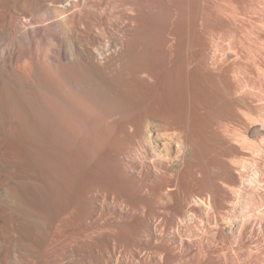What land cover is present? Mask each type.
Returning a JSON list of instances; mask_svg holds the SVG:
<instances>
[{
	"label": "bare ground",
	"instance_id": "1",
	"mask_svg": "<svg viewBox=\"0 0 264 264\" xmlns=\"http://www.w3.org/2000/svg\"><path fill=\"white\" fill-rule=\"evenodd\" d=\"M253 37L264 0H0V264H264Z\"/></svg>",
	"mask_w": 264,
	"mask_h": 264
},
{
	"label": "rangeland",
	"instance_id": "2",
	"mask_svg": "<svg viewBox=\"0 0 264 264\" xmlns=\"http://www.w3.org/2000/svg\"><path fill=\"white\" fill-rule=\"evenodd\" d=\"M253 38H255V37H253ZM253 38H250L246 43H244V47H243V49H246V50H244V53L246 54V60L247 59H249L248 61L251 63L250 65H254L253 66V68H255V72H256V75H254V79L253 80H255V81H257L258 82V84L256 85L257 86V88L256 87H253L252 88V90L254 91V92H256L257 94H260L261 95V97L263 98V105H264V79H263V77H264V39H257V38H255V39H253ZM250 40H252V41H250ZM253 40H255V42L256 43H254V41ZM257 40V41H256ZM261 40V41H260ZM223 41H225V40H223V39H221L220 40V44L222 45V46H224V49H225V51L227 52V51H233V45H234V43H232V42H229V41H225V42H223ZM228 42V43H227ZM251 42V43H250ZM261 42H262V44H261ZM223 43V44H222ZM258 43V44H257ZM231 44V45H230ZM250 44V45H249ZM253 44V45H252ZM261 45V46H260ZM221 46V47H222ZM226 46V47H225ZM248 46V47H247ZM249 46H250V48H249ZM220 47V48H221ZM247 47V48H246ZM256 47H258V48H256ZM223 48V47H222ZM232 50H231V49ZM254 49V50H253ZM262 49H263V51H262ZM222 51L220 52L221 54H223V52H224V50L223 49H221ZM249 50V51H248ZM259 50V51H258ZM253 54V56H250V55H252ZM257 54V55H256ZM263 56H262V55ZM260 55V56H259ZM262 56V57H261ZM252 57V58H251ZM254 57V58H253ZM253 59V60H252ZM255 59V60H254ZM262 60V61H260V60ZM247 61V62H248ZM255 61H256V63H255ZM263 63V64H262ZM259 65V66H258ZM257 69V70H256ZM259 70V71H258ZM263 70V71H262ZM259 74H258V73ZM262 72V73H261ZM258 75L260 76V77H258ZM257 78H259L258 80H256ZM260 82L262 83L261 85H260ZM261 88V89H260ZM259 89H260V91H259ZM258 90V91H257ZM263 93V94H262ZM260 103V102H259ZM261 103V104H262ZM261 104H259L258 105V103L256 102V104H255V106L256 105H258V106H261ZM260 123V122H259ZM262 127H263V130H262ZM232 128L235 130V128L236 129H238L239 127H235V126H231V129L230 130H232ZM248 132H247V134H245L244 135V137L247 139H245L246 141H247V143H249V144H252V145H249V146H259L261 149L257 152L258 154H254L253 155V152H252V150L251 149H246L247 151V153H249L251 156H249V159H248V157L247 158H245V160L244 161H242L241 162V164H243V168H244V170L242 169V171L244 172V173H246V171H249V169L251 168V169H253L254 168V166H255V164L258 162V161H260L261 160V158L262 157H264V125L263 124H258L257 123V125H254V126H252V127H250L248 130H247ZM250 141V142H249ZM259 141H260V143H259ZM263 141V142H262ZM259 143V144H258ZM262 146H263V148H262ZM260 152H262V153H260ZM260 158H259V157ZM251 157V158H250ZM255 158V159H254ZM254 159V160H253ZM253 161H254V163H253ZM246 164H244V163ZM253 165V166H252ZM254 176V177H253ZM257 176H256V174L255 173H252V177H251V179H255ZM252 185H255L253 182L251 183Z\"/></svg>",
	"mask_w": 264,
	"mask_h": 264
}]
</instances>
